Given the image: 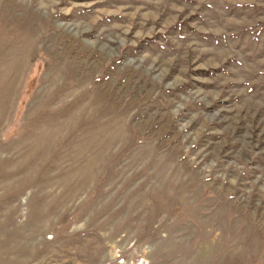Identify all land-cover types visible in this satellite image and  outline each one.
I'll return each instance as SVG.
<instances>
[{"label":"rangeland","instance_id":"rangeland-1","mask_svg":"<svg viewBox=\"0 0 264 264\" xmlns=\"http://www.w3.org/2000/svg\"><path fill=\"white\" fill-rule=\"evenodd\" d=\"M0 264H264V0H0Z\"/></svg>","mask_w":264,"mask_h":264}]
</instances>
